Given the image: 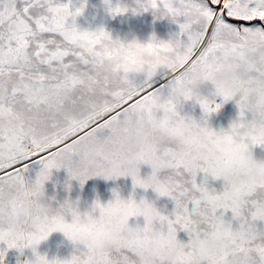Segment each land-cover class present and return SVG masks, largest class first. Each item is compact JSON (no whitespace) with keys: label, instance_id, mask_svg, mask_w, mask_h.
<instances>
[{"label":"rangeland","instance_id":"obj_1","mask_svg":"<svg viewBox=\"0 0 264 264\" xmlns=\"http://www.w3.org/2000/svg\"><path fill=\"white\" fill-rule=\"evenodd\" d=\"M208 5L0 0V264H264V0Z\"/></svg>","mask_w":264,"mask_h":264},{"label":"bare ground","instance_id":"obj_2","mask_svg":"<svg viewBox=\"0 0 264 264\" xmlns=\"http://www.w3.org/2000/svg\"><path fill=\"white\" fill-rule=\"evenodd\" d=\"M185 1V0H184ZM193 1L195 4H200L201 0H190ZM215 3H220L221 4V8L216 9L214 7L209 6V12H210V19H209V23L207 26V33L208 36L212 35V33L214 32L215 28L217 27L218 23L223 20V15H222V9L223 7L229 6L231 8L235 7L236 5H238L240 3V0H214ZM171 2H174V0H171ZM260 14L264 15V10L260 12ZM192 61V58H190L186 64L180 63L178 66L179 68L177 70L174 71V69L169 70V77L171 78L170 81L177 77L178 75H180L187 67L190 66ZM158 81V84L163 82L161 81L159 78L156 79ZM129 97L123 96L121 100L111 104L107 109H116L121 102H124L128 99ZM102 113V112H101ZM98 115V114H97ZM97 115H90L87 120L86 123H90L92 124V122L94 121V119L96 118ZM50 145V144H48ZM46 147V146H45ZM37 151H41V148L39 149L38 147H32L31 149H29L28 152H30L28 155L31 154H35ZM19 156V155H18ZM17 156V158H11L13 160H18L19 157ZM21 158V157H20ZM36 165V164H35Z\"/></svg>","mask_w":264,"mask_h":264}]
</instances>
